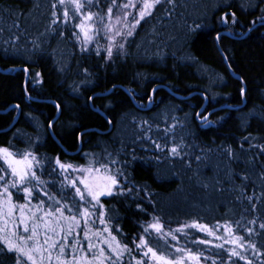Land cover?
<instances>
[{
	"label": "trees",
	"instance_id": "1",
	"mask_svg": "<svg viewBox=\"0 0 264 264\" xmlns=\"http://www.w3.org/2000/svg\"><path fill=\"white\" fill-rule=\"evenodd\" d=\"M53 2L0 0V68L9 69L7 73L0 70V110L13 103L21 108L15 125L0 132V145L25 149L39 136L35 152L76 163L84 159L66 150L76 151L80 144L83 153L93 152L101 158L105 149L114 153L123 147L120 159L130 161L125 174L138 185H146L154 201L148 203L143 191L137 200H104L105 205L114 204L118 209L122 218L112 223L126 234L120 239L129 248H133L132 237L142 231L140 222L155 215L171 229L192 220L208 226L227 224L233 229L231 237L223 229H218L215 237L197 229L187 230L188 239L178 233L181 246L194 253L203 251L201 264H211L204 257H215L217 264H247L248 260L264 264V228L260 227L264 224V179L259 175L264 171V151L249 150L250 144L264 145V0H176L174 8L168 0H161L152 16L141 21L134 35L127 38L126 52L117 55L114 50L110 60L102 47L99 54L96 47L81 51V42L73 37L78 28H73L72 22L64 24L61 19L51 23L55 19L51 15ZM218 4L222 6L216 7ZM102 6L106 10L103 0ZM55 11L62 15L59 6ZM225 12H235L239 23L232 25L231 16L221 23L219 17ZM193 25L202 27L190 32ZM224 30L230 35L222 34ZM217 32L222 34L219 41ZM225 59L241 80L233 76ZM23 67L29 71V95L42 101L27 96ZM158 84L184 96L196 93L177 98L158 88L152 106L143 110L141 104H149ZM110 88L107 95H95ZM205 96L208 103L202 109ZM56 104L61 114L53 131L59 142L49 132ZM222 105L229 107L209 115L208 121L215 123L199 121ZM16 112L14 108L0 113V129L10 126ZM108 119L112 129L100 132L109 128ZM141 121H147L151 130L141 126ZM88 129L93 130L86 132ZM17 130L21 139L15 136ZM78 133H84V143L77 140ZM249 135L257 139L246 141ZM153 141L168 148L161 151ZM173 143L180 146L181 153L170 158L168 149ZM229 147L241 159L231 158L226 150ZM133 155L135 160H131ZM157 156L159 161L154 159ZM47 171L44 179H49ZM237 173H246L249 179L242 181ZM48 189L61 195L52 184ZM137 203L146 212L137 209ZM247 228L253 231L249 233ZM235 237H243L244 249L227 243ZM195 240H212L213 246H197L191 242ZM149 243L160 250L157 242L150 239ZM221 243L223 249L215 247ZM250 243L256 245L255 251L248 247ZM233 247L246 259L232 257L229 262ZM132 254L137 255L135 250ZM2 259L4 264H12L13 256Z\"/></svg>",
	"mask_w": 264,
	"mask_h": 264
},
{
	"label": "snow or ice",
	"instance_id": "2",
	"mask_svg": "<svg viewBox=\"0 0 264 264\" xmlns=\"http://www.w3.org/2000/svg\"><path fill=\"white\" fill-rule=\"evenodd\" d=\"M103 3L107 4L106 10L102 6V0H55L51 4L53 9L51 15L55 17L51 23L56 24L61 19L64 24L72 22V27L80 30V33L74 32L73 37L81 42V51L103 36L106 39L104 50L110 60L114 49L117 55L126 52L127 38L134 35L141 21L152 16L153 10L161 3V0H125L120 3L117 0H103ZM168 3L173 8L176 6V0H168ZM58 6L62 15L55 11ZM220 6L222 5H216V7ZM224 6L230 7V5ZM69 7H71V15ZM93 7L98 10L95 12L89 10ZM241 7L243 8L244 5L242 4ZM114 8L115 16H113ZM229 16L232 18L230 22L232 25L239 23L235 12H225L219 17L220 22H228ZM77 19L80 21L78 24L75 23ZM261 20L264 22V16ZM200 27L202 25H193L189 31H195ZM221 35L220 32L216 33L217 41L221 39ZM99 52L100 46L97 44L96 53L99 54ZM204 70L207 71V69ZM84 72L87 74V69H84ZM155 91L153 89V92ZM149 100L151 102V97ZM14 107L19 108V105ZM56 107L59 110L60 105L56 104ZM31 119L36 122L35 117ZM201 119L206 124L215 123L208 121L206 117ZM109 123H111L110 120ZM140 123L141 126L147 125V121ZM37 127H39L38 123ZM147 127L151 130L152 126L147 125ZM51 128L52 122L49 121V130ZM83 135L84 133L77 134V140L80 143L85 142L81 139ZM15 136L17 139L22 138L19 130ZM244 139L248 141L257 138L249 135ZM40 140L41 137H35L25 149L16 148L15 145L11 147L0 145V264H4L2 257L8 254L13 256L12 264H185L186 260L201 264L203 251L194 253L181 246L178 235V233H184L185 238L188 239L187 230L197 229L210 237L216 236L212 228L196 220L171 229L165 227L160 217L152 215L151 220L140 222L142 231L138 237H132L133 248H129V245L120 239V237L126 238V234L118 224L114 226L112 222L122 217L114 204L105 205L104 200H137L140 199L139 193L143 191L147 202L154 203L151 200L152 193L148 191L147 186L138 185L125 174L130 161L120 159L123 147L114 153L105 149L103 158L93 152L83 153L82 158L85 163L73 164L62 162L59 156L49 157L47 154L35 152L33 150L36 146L35 142ZM9 143L11 145V142ZM153 146L161 151L168 148L167 144L161 145L155 141ZM253 148L264 151V145L250 144L249 150ZM226 150L231 158L241 159L230 147ZM241 150L244 151L243 145ZM168 151L170 158L178 157L181 148L173 143ZM79 152L82 150L78 149ZM135 159L133 155L131 160ZM154 159L159 161L160 158L157 156ZM197 159L200 158L197 157ZM253 159L250 156L249 162ZM46 169L49 179L43 178ZM237 175L242 181L249 179L246 173H237ZM259 175L261 179H264V171ZM49 184L61 193L59 197L48 189ZM240 190L244 194L243 185L240 186ZM14 193L19 199H14ZM247 198L252 199V197ZM136 208L146 212V209L138 203ZM113 227L115 232L120 234L119 237L113 231ZM223 227L231 237L233 229L227 224ZM260 227L264 228V224ZM246 231L251 233L253 229L247 228ZM150 239L157 242L159 251L149 243ZM217 239L223 240L224 237H217ZM241 240L243 237H235L227 240V243L244 249L245 244L241 243ZM191 242L197 246L200 244L213 246L212 240ZM215 247L223 249L224 244H215ZM248 247L254 251L256 249L255 244L250 243ZM134 250L137 255L132 254ZM229 251V262L232 257L246 259V256H242L236 247ZM204 259L211 261V264H217L215 257H204ZM247 264H252V261L248 260Z\"/></svg>",
	"mask_w": 264,
	"mask_h": 264
},
{
	"label": "water",
	"instance_id": "3",
	"mask_svg": "<svg viewBox=\"0 0 264 264\" xmlns=\"http://www.w3.org/2000/svg\"><path fill=\"white\" fill-rule=\"evenodd\" d=\"M221 33H222V34H226V35H230L229 31H227V30L222 31ZM225 62H226V64H227V67L229 68V70L233 73V76H234L235 78L241 80V79H242L241 76H240L239 74L233 72L232 67H231V65H230V63L228 62L227 59H225ZM23 69H24V70H25V69L27 70V71L25 70V72H26V78H25V82H24V87H25V90H26V94H27V96H28V97H31V100L42 101V99L34 98V97H32L31 95H29V93H28V91H27V89H26L27 82H28V79H29V71H28V68H27V67H23ZM0 70H1L2 72H4V73H7V72L9 71V69H1V68H0ZM158 88H165V89H167L168 91L172 92L177 98H188V97H190V96H192L193 94L196 93V92H193V93H191V94H189V95H187V96H184V95H181V94H179V93L173 92L169 87H167L166 85H163V84H158V85H156L153 89L156 90V89H158ZM111 90H112V88H110V89H109L108 91H106V92H99V93H96L95 95H107V94H109V93L111 92ZM244 92H245V88H244V90H243V92H242L243 95H244ZM153 96H154V92H153V90H152V92H151V102H150V100H149V104L145 107L146 109H149V108L152 106V103H153V99H152V98H153ZM133 99H134V98H133ZM48 101H49V100H48ZM134 101H135V100H134ZM207 103H208V98H207V96H205V102H204V104H203L202 109L207 105ZM16 105H19V104H18V103H13V104L9 105L7 108H5V109H3V110H0V113H6V112H8L9 110L14 109V108L17 110L16 115H15V118H14L13 122L10 124V126H8L7 128H4V129H0V132H2V131H7V130L11 129V128L15 125V123L17 122V120H18V118H19V116H20L21 108H20V105H19V108L14 107V106H16ZM223 107H229V105H222V106L216 107V108H214L213 110L209 111V112H208L205 116H203V117H206L207 120H208L209 115H210L211 112H213L214 110H217V109H219V108H223ZM99 112L102 113V114L106 117V115L103 113V111H102L101 109H99ZM60 114H61V107L59 108V110H57L56 116L51 120V122H52V128H51V130H49L50 135H51V136H52L57 142H59V141H58V139H57V137H56V135H55V133H54V131H53V124H54L55 121H57V119L59 118ZM108 120H109V119H108ZM199 121L202 122V123L204 122V120H202L201 118H199ZM111 129H112V122L110 123V126H109L108 129H106V130H104V131H100V132H108V131H110ZM91 130H93V129H88V130H85V131L88 132V131H91ZM78 149L81 150V144H80V146H79ZM78 149H77L76 151H69V150H66V153H68V154H75V153L78 152Z\"/></svg>",
	"mask_w": 264,
	"mask_h": 264
},
{
	"label": "rangeland",
	"instance_id": "4",
	"mask_svg": "<svg viewBox=\"0 0 264 264\" xmlns=\"http://www.w3.org/2000/svg\"><path fill=\"white\" fill-rule=\"evenodd\" d=\"M117 2L118 3H120V2H125V0H117ZM89 10H91V11H93L92 9H89ZM69 12H71V7H69ZM93 12H95V11H93ZM116 15V9L114 8L113 9V16H115ZM129 20H131V17H129ZM80 22V21H79ZM78 22V23H79ZM86 23H88V22H86ZM78 33H80V30L78 29ZM97 44H99V46H100V48L102 47V48H105L106 47V39L103 37V36H100L98 39H96V40H94L92 43H90V44H88L87 45V47H86V49H89V48H91V47H96V45ZM115 50V49H114ZM113 50V51H114ZM2 146H4V145H2ZM68 162H70V161H68ZM71 163H73V164H84L85 163V160H83V161H81V162H79V163H76V162H71ZM94 227V226H93ZM210 228H212L215 232H216V236H218V234H219V231H218V229H223V230H225V228L223 227V225H221V224H219V225H214V226H209ZM191 262H193V261H190V260H186L185 261V264H188V263H190V264H192ZM193 264H195V262H193Z\"/></svg>",
	"mask_w": 264,
	"mask_h": 264
},
{
	"label": "flooded vegetation",
	"instance_id": "5",
	"mask_svg": "<svg viewBox=\"0 0 264 264\" xmlns=\"http://www.w3.org/2000/svg\"><path fill=\"white\" fill-rule=\"evenodd\" d=\"M141 105H142V106H141V107H142V109H143V110H146V108H145V107L147 106V103H146V104H145V103H143V104H141ZM75 155H77V156H79V155H80V156L82 157V155H83V151H82V152H79V153H75Z\"/></svg>",
	"mask_w": 264,
	"mask_h": 264
}]
</instances>
